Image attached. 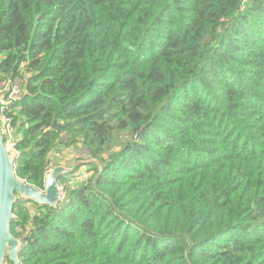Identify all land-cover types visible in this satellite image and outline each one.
I'll return each mask as SVG.
<instances>
[{
	"label": "trees",
	"instance_id": "obj_1",
	"mask_svg": "<svg viewBox=\"0 0 264 264\" xmlns=\"http://www.w3.org/2000/svg\"><path fill=\"white\" fill-rule=\"evenodd\" d=\"M0 77L18 177L104 164L15 203L22 264H264V0H0Z\"/></svg>",
	"mask_w": 264,
	"mask_h": 264
},
{
	"label": "water",
	"instance_id": "obj_2",
	"mask_svg": "<svg viewBox=\"0 0 264 264\" xmlns=\"http://www.w3.org/2000/svg\"><path fill=\"white\" fill-rule=\"evenodd\" d=\"M6 95L0 96V264H4L6 257L14 264H22L19 260L22 239L11 232V222L17 218L14 211L15 203L20 200L30 201L55 209L61 201L63 190L58 183L59 176L69 175L79 164L85 163H94L99 174L104 164L94 158L76 161L71 166L55 164L44 175L43 189L18 177L14 170L17 151L10 141L8 119L2 114V109L13 102L6 99Z\"/></svg>",
	"mask_w": 264,
	"mask_h": 264
},
{
	"label": "rangeland",
	"instance_id": "obj_3",
	"mask_svg": "<svg viewBox=\"0 0 264 264\" xmlns=\"http://www.w3.org/2000/svg\"><path fill=\"white\" fill-rule=\"evenodd\" d=\"M5 84L6 82H4V78L0 77V88H2ZM15 85H18V86L21 85V81L20 82L16 81ZM8 100H12V99H8ZM66 139H67L66 135H63L61 138L62 143L58 144L56 148L51 152L50 154L51 156L49 160L50 165L48 169H50L55 164L71 166L76 161L88 159L85 156V151L87 150L85 146L83 145L81 146L79 143H76L77 145L75 144L72 145V143H69L70 140L66 141ZM10 141L12 142V140ZM118 146H119L118 143H113L110 148L111 149L110 151L117 148ZM79 147L83 149H80ZM79 165H82V164H79ZM91 173L92 172H89V174ZM64 193H65L64 190H62V197L64 196Z\"/></svg>",
	"mask_w": 264,
	"mask_h": 264
},
{
	"label": "built area",
	"instance_id": "obj_4",
	"mask_svg": "<svg viewBox=\"0 0 264 264\" xmlns=\"http://www.w3.org/2000/svg\"><path fill=\"white\" fill-rule=\"evenodd\" d=\"M16 81L20 82L19 79H14L12 83H9V81H4L6 84L0 88V96L7 94L6 99H12V101L16 100V98L20 95L21 90V85H15Z\"/></svg>",
	"mask_w": 264,
	"mask_h": 264
}]
</instances>
